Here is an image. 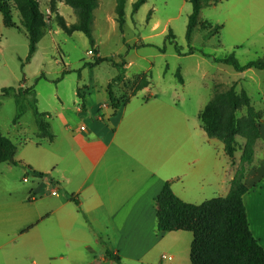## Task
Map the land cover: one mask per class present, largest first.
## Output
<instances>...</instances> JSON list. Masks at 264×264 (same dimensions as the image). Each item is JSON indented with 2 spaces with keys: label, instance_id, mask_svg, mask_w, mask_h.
<instances>
[{
  "label": "crops",
  "instance_id": "0c3cea01",
  "mask_svg": "<svg viewBox=\"0 0 264 264\" xmlns=\"http://www.w3.org/2000/svg\"><path fill=\"white\" fill-rule=\"evenodd\" d=\"M108 85L98 102L76 93L78 105L57 130L39 111L47 115L52 143L37 138L35 121L29 134L23 117L13 125L16 135L5 136L16 146L17 165L0 164V264H114L108 251L122 264H190L192 234L158 233L154 200L165 184L188 204L225 197L239 161L232 165L224 144L209 139L201 122L189 126L182 112L154 94L139 104L130 95L112 109ZM116 85L113 94L122 99ZM252 107L260 115L259 137L244 174L243 204L264 249V108ZM43 177L57 185L55 196Z\"/></svg>",
  "mask_w": 264,
  "mask_h": 264
},
{
  "label": "rangeland",
  "instance_id": "374dc122",
  "mask_svg": "<svg viewBox=\"0 0 264 264\" xmlns=\"http://www.w3.org/2000/svg\"><path fill=\"white\" fill-rule=\"evenodd\" d=\"M135 2L127 0L121 32L116 23L115 0H99L94 11V48L82 33L67 35L55 23L47 22L45 36L29 62L26 33L4 27L0 15V94L3 89L33 87L38 111L47 113L57 130L62 126V116L78 105L76 93L93 102L101 101L106 86L117 76V69L109 62L87 66L94 63L99 51V58L112 60L123 70L130 64L129 79H122L119 90L124 97L135 94L132 104L143 103L144 98L154 94L182 112L189 126L200 122L198 113L215 89L224 91L233 84L237 92L244 90L248 94L254 107L264 108V70L251 69L243 76L244 72L237 73L214 61L233 55L240 65H245L264 56V0H220L203 9L191 39L186 37V28L192 8L186 0H146L133 13ZM48 4L49 0L41 1V10L53 19ZM57 9L67 24L75 23L70 7L59 3ZM13 21L20 26L17 12L13 13ZM215 27L220 30L210 35ZM65 70L68 74L63 75ZM178 71L183 83L177 79ZM41 75L45 79L35 83ZM144 80L150 82L149 89L134 93ZM0 105V132L15 136L13 95L0 98ZM24 107L21 124L30 134L35 128L34 117L29 102H24ZM244 114L245 110L238 112V116ZM177 141L183 142V136L178 134ZM237 141L243 142L240 138ZM237 156L234 165L239 161ZM36 263L35 259L25 262Z\"/></svg>",
  "mask_w": 264,
  "mask_h": 264
},
{
  "label": "trees",
  "instance_id": "16d2710c",
  "mask_svg": "<svg viewBox=\"0 0 264 264\" xmlns=\"http://www.w3.org/2000/svg\"><path fill=\"white\" fill-rule=\"evenodd\" d=\"M43 0H0V15L6 28L24 30L28 39L29 62L37 51V45L45 36L48 28L47 22H53L67 35L75 32L82 33L94 48L93 36L94 11L99 5V0H49V11L53 19L47 18L41 10ZM192 8L188 17L186 37L191 39L195 28L199 25V16L203 9L213 7L220 0H186ZM63 3L70 7L76 17L74 24H67L58 13L57 6ZM127 0H115L116 23L121 32L125 24V7ZM146 3V0H136L133 4V13ZM17 12L20 26L13 21V13ZM202 25V24H201ZM208 26L206 24L202 25ZM210 27V26H208ZM220 27L210 31L216 34ZM172 38V36H170ZM169 37V38H170ZM176 51L178 49L176 48ZM192 54V51H190ZM216 63L230 66L237 73L254 69L264 70V56L245 65H240L233 55L222 59H214ZM103 62H109L117 69V76L107 87L109 103L112 109L117 110L126 104V97L117 99L112 91V86L120 83L124 70L120 64L112 60L95 58L94 63L87 65L95 67ZM68 74L65 70L63 75ZM180 83H183L179 71L176 74ZM45 79L41 75L35 80ZM150 82H139L134 93L147 88ZM13 95L16 104V115L12 120L15 125L26 111L24 102H29L32 115L38 130L37 138L46 139L50 143L55 136L46 121V114L40 113L37 108V99L34 88L3 89L0 98ZM135 95V94H133ZM79 97V96H78ZM83 96L79 97L82 98ZM245 110L243 116L238 112ZM198 119L209 139H216L224 144L226 156L232 165L235 164V155L240 153L239 166L235 170L230 183L227 196L203 202L200 205L184 203L171 191L169 184H165L161 193L155 198L156 228L158 233L188 232L193 240L190 247V264H264V249L254 238L243 204V196L248 192L244 185V174L254 158V146L259 137L257 123L260 119L251 105L248 94L241 90L236 91V85L229 89L219 91L215 89L211 99L199 113ZM237 138L243 140L242 143ZM16 146L0 133V164L17 165L14 160ZM43 176L42 174H38ZM106 258L115 264H122L120 258L112 252L106 253Z\"/></svg>",
  "mask_w": 264,
  "mask_h": 264
},
{
  "label": "built area",
  "instance_id": "2783aa9c",
  "mask_svg": "<svg viewBox=\"0 0 264 264\" xmlns=\"http://www.w3.org/2000/svg\"><path fill=\"white\" fill-rule=\"evenodd\" d=\"M107 107H108V105H107L106 103H105V104H102V105L99 106V115H98V118H101L100 112H101L102 110L106 109ZM79 130H80V131H85L86 128H85V126H81V127L79 128ZM42 180L44 181V183H45L49 188H51V195L55 196V195L57 194V192H58L57 185L54 184L49 178L43 177ZM24 182H27V178L24 179ZM30 200H31V201L35 200V196L30 197ZM162 259H163L164 261H171V257L166 256V255L162 256Z\"/></svg>",
  "mask_w": 264,
  "mask_h": 264
}]
</instances>
